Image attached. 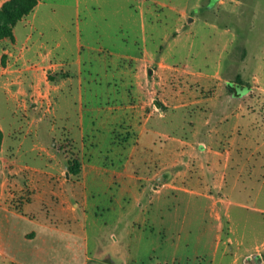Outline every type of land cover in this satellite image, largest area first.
I'll return each mask as SVG.
<instances>
[{
    "label": "crops",
    "instance_id": "1",
    "mask_svg": "<svg viewBox=\"0 0 264 264\" xmlns=\"http://www.w3.org/2000/svg\"><path fill=\"white\" fill-rule=\"evenodd\" d=\"M81 11L85 42L71 24ZM192 22L163 0H37L13 40L0 41V100L11 119L0 114V261L92 264L103 255L114 264L122 255L112 248L90 256L87 193L116 200L119 217L135 212L132 227L154 226L148 213L172 193L185 219L162 225L188 264H264V108H256L264 69L227 43L214 63L204 47L197 66ZM64 142L81 152L78 176L52 150ZM243 173L263 182L248 189Z\"/></svg>",
    "mask_w": 264,
    "mask_h": 264
},
{
    "label": "rangeland",
    "instance_id": "2",
    "mask_svg": "<svg viewBox=\"0 0 264 264\" xmlns=\"http://www.w3.org/2000/svg\"><path fill=\"white\" fill-rule=\"evenodd\" d=\"M163 1L169 6L174 7L177 11H186L189 18L194 19V22L191 23L187 31L189 34L188 44L191 47L190 58L196 60L194 64L200 66L201 63L199 61L201 60V56L204 55L203 50L205 48L210 51L206 55V57H209L208 61L214 63L217 60L218 52L227 43L229 52H234L244 47L252 57H256L259 65L264 69V0ZM86 22L83 19L82 11L80 18L71 21L73 30H75V25L80 23L81 39L84 42L89 39V27ZM183 24L184 29L186 27L185 20ZM230 39L231 42H228L227 40ZM257 101L256 108H264V102L260 101L259 98H257ZM0 114L6 123L11 122L2 100H0ZM181 117V114L176 115L178 119ZM38 119H40L39 115H32L28 119L29 122L33 120V129H35ZM259 119V129L262 130L261 127H263L262 124L264 122L261 116ZM262 132L264 133V130ZM263 133H260L261 138H263ZM56 135H59V133L57 132ZM65 150V152L71 150L80 157L81 152L77 148ZM176 152L177 159L180 160L184 149L177 148ZM162 161L164 162L165 160L162 159ZM178 170H181V166ZM234 175L233 169L230 168L226 178V192L230 191ZM258 175L257 173L256 176ZM248 177V173H243L240 180V185H247L248 189H257L263 182L262 179L254 180L252 178L251 180ZM262 193L258 206H264V188ZM87 194L89 205L84 210L88 217L86 232L91 258L95 260V257H97L95 250L97 247H100L103 251L104 249L112 248V252L116 250L119 252V255H122L114 259V264H188L190 253L188 254V252L181 249L175 251L172 241L175 240L176 236L173 231H169L166 228L167 225H162V221H167L170 215H177L179 221L185 219L183 210L176 212L177 201L172 193H165L157 203L158 207L151 208L148 216L155 219V223L154 226L146 227H138L137 225L132 227V221L136 215L135 212L128 217L124 215V217H119L121 212L116 200L111 203L109 197H95L89 193ZM247 198L244 197L241 200L245 204L252 206V201H246ZM143 203L146 202L144 201ZM231 216L232 218L237 217L238 213L232 210ZM241 219H248L257 224L262 221L260 215L251 212L241 213ZM259 226L261 225L259 224ZM251 246L246 244L243 249L246 247L250 248ZM97 258V261L92 264L112 263L109 259L104 258L103 255ZM0 264L7 263L0 261Z\"/></svg>",
    "mask_w": 264,
    "mask_h": 264
},
{
    "label": "trees",
    "instance_id": "3",
    "mask_svg": "<svg viewBox=\"0 0 264 264\" xmlns=\"http://www.w3.org/2000/svg\"><path fill=\"white\" fill-rule=\"evenodd\" d=\"M37 5V0H9L0 8V41L13 40L12 30L14 26L22 19L27 17ZM3 140V134L0 131V148ZM68 148L74 147L67 142L55 144L52 150L57 154H62L66 159L67 171L78 176L81 171L80 157ZM67 149L68 152H65Z\"/></svg>",
    "mask_w": 264,
    "mask_h": 264
}]
</instances>
